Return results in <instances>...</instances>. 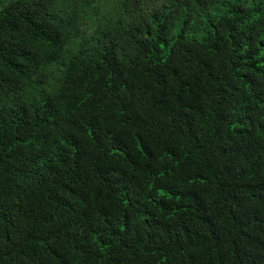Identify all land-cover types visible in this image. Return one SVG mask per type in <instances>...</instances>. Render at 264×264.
Returning a JSON list of instances; mask_svg holds the SVG:
<instances>
[{
	"label": "trees",
	"instance_id": "trees-1",
	"mask_svg": "<svg viewBox=\"0 0 264 264\" xmlns=\"http://www.w3.org/2000/svg\"><path fill=\"white\" fill-rule=\"evenodd\" d=\"M0 6V264H264V0Z\"/></svg>",
	"mask_w": 264,
	"mask_h": 264
},
{
	"label": "rangeland",
	"instance_id": "rangeland-1",
	"mask_svg": "<svg viewBox=\"0 0 264 264\" xmlns=\"http://www.w3.org/2000/svg\"><path fill=\"white\" fill-rule=\"evenodd\" d=\"M0 8H1V6H0ZM88 32H91V30L89 29Z\"/></svg>",
	"mask_w": 264,
	"mask_h": 264
}]
</instances>
